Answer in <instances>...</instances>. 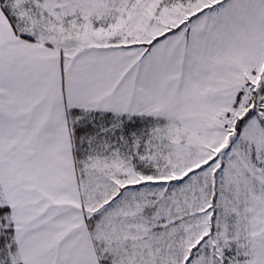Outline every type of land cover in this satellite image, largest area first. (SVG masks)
I'll return each mask as SVG.
<instances>
[{"label": "snow or ice", "instance_id": "6c2138e0", "mask_svg": "<svg viewBox=\"0 0 264 264\" xmlns=\"http://www.w3.org/2000/svg\"><path fill=\"white\" fill-rule=\"evenodd\" d=\"M0 264H264V0H0Z\"/></svg>", "mask_w": 264, "mask_h": 264}]
</instances>
